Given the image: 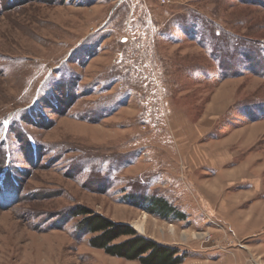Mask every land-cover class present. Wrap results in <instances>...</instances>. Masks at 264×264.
<instances>
[{
    "label": "rangeland",
    "instance_id": "1",
    "mask_svg": "<svg viewBox=\"0 0 264 264\" xmlns=\"http://www.w3.org/2000/svg\"><path fill=\"white\" fill-rule=\"evenodd\" d=\"M182 1L0 0V264H141L78 207L181 264L259 242L224 220L264 204V0Z\"/></svg>",
    "mask_w": 264,
    "mask_h": 264
},
{
    "label": "trees",
    "instance_id": "2",
    "mask_svg": "<svg viewBox=\"0 0 264 264\" xmlns=\"http://www.w3.org/2000/svg\"><path fill=\"white\" fill-rule=\"evenodd\" d=\"M169 207L163 200H156L155 205L147 209L167 216L170 212ZM75 214L83 215L78 224L81 233H96L90 239L91 245L104 249L108 254L138 260L141 264H181L187 256L179 254L180 251L174 247L138 234L128 224L117 223L86 207H78ZM122 235H130V237L121 242H114Z\"/></svg>",
    "mask_w": 264,
    "mask_h": 264
},
{
    "label": "crops",
    "instance_id": "3",
    "mask_svg": "<svg viewBox=\"0 0 264 264\" xmlns=\"http://www.w3.org/2000/svg\"><path fill=\"white\" fill-rule=\"evenodd\" d=\"M176 3L183 4L185 3L182 0H175ZM205 161L208 160L207 155L205 156ZM225 159L222 157L218 160V166H225ZM205 199L208 197L205 195ZM207 201V200H206ZM209 202V199L207 203ZM258 214L249 215V216H236L234 219L224 220V222L229 223L235 227L237 230V235L244 241L245 239L253 238L254 236H258V241L252 240L250 243H247L243 250H236V252H232V250L225 249L222 250L220 257L217 258H206V262L209 264H264V228L260 231H256V228L252 226L254 224H264V204H260L258 206ZM211 212V211H210ZM245 224H252V226H246ZM232 228V227H231ZM253 228V229H252ZM238 237L237 241H242ZM229 254V255H228ZM234 255V257L232 256ZM191 260V259H190ZM186 264V262H185Z\"/></svg>",
    "mask_w": 264,
    "mask_h": 264
},
{
    "label": "bare ground",
    "instance_id": "4",
    "mask_svg": "<svg viewBox=\"0 0 264 264\" xmlns=\"http://www.w3.org/2000/svg\"><path fill=\"white\" fill-rule=\"evenodd\" d=\"M145 218H146V215H144V219ZM144 219L134 223V226L136 227V229H138L141 232H143L145 230V225H144L145 221H144ZM173 230H174V228L172 227L171 231H173Z\"/></svg>",
    "mask_w": 264,
    "mask_h": 264
}]
</instances>
